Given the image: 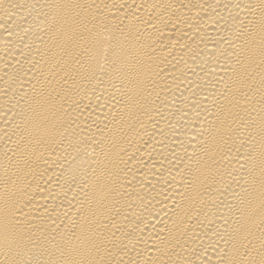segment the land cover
<instances>
[{"label":"bare ground","instance_id":"1","mask_svg":"<svg viewBox=\"0 0 264 264\" xmlns=\"http://www.w3.org/2000/svg\"><path fill=\"white\" fill-rule=\"evenodd\" d=\"M0 264H264V0H0Z\"/></svg>","mask_w":264,"mask_h":264}]
</instances>
